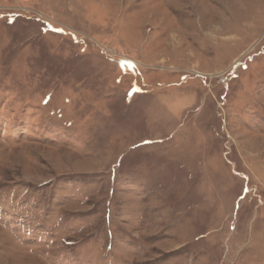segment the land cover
Listing matches in <instances>:
<instances>
[{"label":"rangeland","instance_id":"rangeland-1","mask_svg":"<svg viewBox=\"0 0 264 264\" xmlns=\"http://www.w3.org/2000/svg\"><path fill=\"white\" fill-rule=\"evenodd\" d=\"M0 264H264V0H0Z\"/></svg>","mask_w":264,"mask_h":264}]
</instances>
